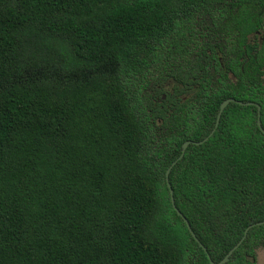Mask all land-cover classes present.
<instances>
[{"label": "trees", "instance_id": "1", "mask_svg": "<svg viewBox=\"0 0 264 264\" xmlns=\"http://www.w3.org/2000/svg\"><path fill=\"white\" fill-rule=\"evenodd\" d=\"M262 11L0 0V264H257Z\"/></svg>", "mask_w": 264, "mask_h": 264}, {"label": "water", "instance_id": "2", "mask_svg": "<svg viewBox=\"0 0 264 264\" xmlns=\"http://www.w3.org/2000/svg\"><path fill=\"white\" fill-rule=\"evenodd\" d=\"M231 102H235V100H233V99H228V100H225L221 105H220V109H219V113H218V115H217V119H216V123H215V127H217L218 126V123H219V120H220V117H221V114H222V112L224 111V109L226 108V106L229 104V103H231ZM239 105H242L243 103H241V102H237ZM244 105H253L252 103H246V104H244ZM257 109H258V126L261 128V126H260V119H259V116H260V107H259V105L257 106ZM262 130V129H261ZM264 132V131H263ZM211 135V134H210ZM201 142H199V143H194V144H200ZM191 144V142L190 141H188V142H185L184 144H183V146H182V153H181V156L179 157V159L184 155V152H185V150H186V148L188 147V145H190ZM175 164V162L172 164V165H174ZM169 172H170V169H168L167 171H166V174H165V179H166V183H167V187H168V191H169V193H170V200H171V203H172V205H173V207H174V209L176 210V212H177V214L179 215V216H181L182 217V219H183V222H184V224L186 225V227H187V229H188V231H189V233H190V236H192L195 240H197L196 239V237L194 236V233L192 232V230H191V228H190V226H189V224H188V222H187V220L181 215V213L175 208V206H174V200H173V191H172V188H171V185L169 184V181H168V175H169ZM264 222H261V223H258L257 225H260V224H263ZM247 231V230H246ZM245 234H246V232H245ZM245 237V236H244ZM244 239V238H243ZM243 239L223 258V260H221L220 262H218V263H216V264H225L228 260H229V257L231 256V254L233 253V251L235 250V249H237L239 246H240V244L242 243V241H243ZM211 264H214V263H212L211 262Z\"/></svg>", "mask_w": 264, "mask_h": 264}, {"label": "flooded vegetation", "instance_id": "3", "mask_svg": "<svg viewBox=\"0 0 264 264\" xmlns=\"http://www.w3.org/2000/svg\"><path fill=\"white\" fill-rule=\"evenodd\" d=\"M256 17H258V23H260L261 28L259 27V30L252 35L250 46L254 47L253 50L260 51V47L262 46L264 40V12L262 11L256 14ZM254 44H257V46H255Z\"/></svg>", "mask_w": 264, "mask_h": 264}, {"label": "rangeland", "instance_id": "4", "mask_svg": "<svg viewBox=\"0 0 264 264\" xmlns=\"http://www.w3.org/2000/svg\"><path fill=\"white\" fill-rule=\"evenodd\" d=\"M257 264H264V248L258 250Z\"/></svg>", "mask_w": 264, "mask_h": 264}]
</instances>
